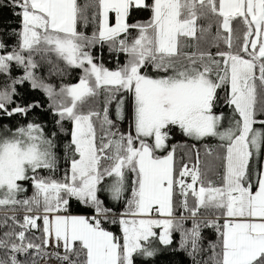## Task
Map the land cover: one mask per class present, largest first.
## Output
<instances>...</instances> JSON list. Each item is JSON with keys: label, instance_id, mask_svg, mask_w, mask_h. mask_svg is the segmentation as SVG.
I'll list each match as a JSON object with an SVG mask.
<instances>
[{"label": "trees", "instance_id": "obj_1", "mask_svg": "<svg viewBox=\"0 0 264 264\" xmlns=\"http://www.w3.org/2000/svg\"><path fill=\"white\" fill-rule=\"evenodd\" d=\"M27 1L0 0V53L10 55L0 66V130L10 132L11 140L18 130L34 126L41 131V137L45 138L47 148L51 150V162L30 170L31 174L19 180L24 190L19 192L17 199L0 205V264H40L47 256L62 264H86L85 249L79 241H72L62 249H50L44 241L40 217L32 225L26 216L17 212L39 209L31 206L38 200L31 198L34 178L60 183L68 181L69 164L78 158L79 153L71 138L72 118L60 117L53 101L61 99L64 105L68 104L70 98L67 86L81 78L91 80L94 74L104 70L117 72L123 77L132 69L127 76L129 84L126 89L120 83L97 85L87 81L91 85L89 89L93 91L91 97H94V103L102 112L101 117L104 115L107 120L105 124L102 122V132L108 137L115 132L120 134L130 131L133 87L144 88L145 94L149 90L154 94H166L167 90L156 79L187 68L203 74L212 83L209 113L235 116L239 125V114L228 96L226 58L242 57L256 62L250 74V84L255 85V91L259 94L252 108L255 120L252 121V130L259 132L260 149L257 151L258 148H249L247 145L250 154L241 176L244 185L255 189L264 136V55L256 57L251 50L250 37L254 28L249 18L240 14L223 16L217 8L218 0H178L179 20L190 19L194 23V34L179 35L176 52L166 55L154 48L151 0H144L140 6L130 5L126 13L125 30L111 39L98 37L100 0H74L73 32L82 50L90 55V63L81 66L72 64L49 47L55 37L48 33L50 28L47 25L40 28V24L35 26V22L34 36L38 40L30 47L21 45L23 11L39 18V12L30 7ZM226 19L228 24L224 26ZM189 94L179 90L177 99L183 98L182 103L168 106L166 113L170 115V121L166 120L161 129L164 144L153 156L160 157L172 152L175 176L183 165L192 166L197 171L200 186L217 187L223 182L230 141H221L211 135L194 137L183 129L184 123L190 120L197 124L204 116L200 96L194 94V97L184 98ZM172 109H175L174 113L169 114ZM7 139L5 137L4 142ZM111 153L114 155L113 151ZM185 160L188 162L185 163ZM104 163L107 162L103 157L99 166L100 178L94 187L96 206L101 211L115 213L131 208L132 195L127 185V193L123 198H114L109 192L96 189L97 184L104 185L107 174L113 172L112 165ZM59 193L63 205L72 214L87 213L94 209V205L72 194L64 192L65 195L61 190ZM190 197L194 198L190 192L180 193L175 188L171 211L178 216L197 215V219L179 218L171 221L166 228L169 237L167 242L159 239L158 230L154 228V232L141 239L138 248L129 254V264H223V220L220 217L225 212H219L218 204H197V200ZM99 226L109 231L121 244V228L116 218L102 219ZM263 261L264 252L248 264H262ZM117 264H125V256H121Z\"/></svg>", "mask_w": 264, "mask_h": 264}, {"label": "rangeland", "instance_id": "obj_2", "mask_svg": "<svg viewBox=\"0 0 264 264\" xmlns=\"http://www.w3.org/2000/svg\"><path fill=\"white\" fill-rule=\"evenodd\" d=\"M68 2L69 0H66V5ZM143 3L144 0H100L98 37L111 39L124 31L129 6H140ZM151 8V19L155 27V51L166 55L175 53L178 36H192L194 23L190 19L179 20L178 0H151ZM217 8L225 17L240 14L249 18L254 28L253 35L250 37L251 50L256 53V48L260 45L259 50H262L263 53H258L255 56L264 55V0H218ZM61 11V16H56V22L60 21L57 28L48 25V19L43 16L41 11L38 13L40 20L23 11L21 45L30 47L38 40L34 36L33 25L35 22V26L40 24V28L47 25L50 28L48 33L55 37V40L49 44L51 49L62 54L72 64L81 66L89 64L90 55L82 50L78 37L74 35L73 18H67L68 14L66 15L64 9ZM227 24L228 19L223 22L224 26ZM9 56V54L0 53V66L5 63ZM226 63L229 77L228 96L239 114V125L235 116L209 113V90L212 83L203 74L195 72L194 69H182L170 76L155 78L156 82L164 86V90H167L166 94L164 92L154 94L150 90L145 94L144 88L133 87L129 117L130 131H124L120 134L115 132L108 137L102 132V122L105 124L107 120L104 115L101 117L102 112L94 103V97H91L93 91L89 87L91 81L97 85L98 83L116 84L114 74L104 70L100 74H94L91 80L81 78L78 82L67 86L66 91L70 98L68 104L64 105L60 99L53 101V106L59 111L60 117L70 116L72 118L71 138L79 156L70 162L68 181L65 183L40 178L32 180L33 196L31 198L35 201L38 200L33 202L31 206L39 209H33L36 212L33 218H27V221L33 225L36 219L40 217L47 247L62 249L76 240L85 249L86 264H117L121 256H125V264H129V250L132 251L133 245L138 243L140 239L149 233L152 234L154 226L157 225V229L162 230V234H160L162 240H169L166 228L171 221L179 218L197 219V215L182 214L181 217H178L172 213L171 209L170 212L162 213L156 210L145 211L160 205V202L156 200V195L161 192L160 187L163 178V190L166 191L170 188L167 166L172 159L168 156L160 158L153 156V153L160 151L164 144L161 138V128L159 129L155 125L157 120L155 116L159 111L161 115L158 118L159 122L164 125L166 120L170 121L168 119L170 115L166 111L172 103L167 104L166 99L169 96L173 98L176 105L181 104L183 98L177 99V92L181 90L182 93H190L184 98L194 97V94L200 96L199 102L201 103L202 115H204L201 118L204 123H200V130L190 122L184 123L183 129L194 137L211 135L221 141H230L226 151V186L230 187V191L233 192L231 194L232 203L240 202L250 209L248 214L251 215V225L248 233H245L241 238L231 240L230 249L233 250L228 253L224 264H246L248 260L252 261L264 252V218L262 217L264 193L263 195L257 193L249 198L247 195L242 196L236 187V174H239L236 165H239L241 160L240 148H247V145L249 148H258L259 132L252 130V121H255L252 117V108L259 94L255 91V85L252 83L251 86L250 84V74L256 62L242 57H233L226 58ZM131 71L132 69L129 70L128 75ZM127 76H117V81H120L119 83L125 89L129 84ZM140 86L144 85L140 84ZM145 86L147 87V85ZM174 110H170L169 114H173ZM10 134V132L0 130V205L14 202L17 199L19 192L24 190L19 185V180L26 177L27 174H31L32 171L30 170L41 165H48L51 162V150L47 148L48 144L45 138L41 137L40 130L34 126L26 130H18L11 140ZM5 137L9 139L4 142ZM106 144L108 146L104 149ZM262 148H264V136ZM117 150L120 151L119 155H117ZM107 154L110 155V158L106 160V164L112 165L113 172L107 174L106 183L104 185L97 184L96 189L105 190L114 198L118 196L123 198L127 193V185L132 195L131 208L117 213L121 214V217L107 216L116 218L120 224L122 237L120 245L109 231L99 226L96 216L90 219L83 216L70 217L75 215H70L66 206H62L63 198L60 197L59 193L60 190L63 193L67 192V194H72L85 203L94 205L93 212L95 213H107L96 206L97 200L94 197L96 180L100 178L101 174L100 162ZM169 155L172 156L173 153L169 152ZM197 160L200 161V159ZM186 162L188 161L185 160ZM189 175L187 182L192 186V173ZM238 179L237 184L244 187L241 176ZM182 181H180L181 184H184ZM181 192L186 194V188ZM209 198L212 199V197ZM207 202L212 204L211 201ZM62 209L68 211L66 215L54 214L61 213ZM131 209L137 212H128ZM191 213L195 214L192 210ZM126 214L129 216L126 217ZM227 215L229 214H224L220 218L224 220ZM148 229L152 230L149 232ZM54 252L57 253V251ZM230 253L231 257L229 258ZM40 264L62 263L47 256L41 260Z\"/></svg>", "mask_w": 264, "mask_h": 264}, {"label": "crops", "instance_id": "obj_3", "mask_svg": "<svg viewBox=\"0 0 264 264\" xmlns=\"http://www.w3.org/2000/svg\"><path fill=\"white\" fill-rule=\"evenodd\" d=\"M28 5L30 7H32L33 9L37 10L38 12L41 11L48 19V25H51V27L53 28H57L59 25L60 21L56 22V16L59 15L61 16L62 13V9H64L66 11V15L68 14L67 18L69 17V19L73 18V30H74V0H69V2L66 5V0H52L51 2L48 0H28ZM67 23V22H66ZM70 26V23H69ZM260 45L257 46V52L255 53L256 55L258 53L262 54L263 51L259 50ZM238 59V58H237ZM252 62V61H251ZM253 63V62H252ZM245 75V74H244ZM231 102V100H230ZM233 104V102H231ZM160 113L159 111L157 112L155 117H160ZM156 126L159 127V129L163 127V123L159 122V119L156 120L155 123ZM157 127V128H158ZM162 138V135H161ZM163 141V139H162ZM163 143V142H162ZM241 149V160L239 162V165H236L237 170H239V174H236V187L238 189V191L241 193L242 196L247 195L249 198L256 195L257 193H259V195H263L264 193V176H263V167H264V148L262 149V154H261V161H260V171H259V175H258V179H257V183H256V187L255 189L251 190L249 189V187L247 185H244V187H240L237 184V180H239L238 178H240V176H242L245 166H246V162L248 160V155L250 154V151L248 150V148H240ZM260 148L257 149V151H259ZM168 156L169 158L172 159L171 162H169L167 168H168V180L170 181V188L167 189L166 191L163 190V186H164V178L161 180V192H159L156 197H157V201L160 202V205H158L157 208H152L151 209H147L145 210L146 212L150 211V210H156L159 212H170V201H172L173 198V191L176 188L177 192L183 193L181 192V190L185 189L187 190V192H190L192 194V196H194L195 200H197V204L201 203V202H207V201H211L212 204H218L220 211L222 212L224 211V214H229V213H236L235 215L240 217L239 219H237L234 223V225L232 227H227L223 221V225H222V236H223V245H224V255L225 258L223 256V264L224 262L227 260V255L230 252V242L232 239L234 238H241L245 233H248L249 227H250V223H251V218L248 213H250V209H248L246 207V205H242L240 204V202H235L232 203L231 202V194L233 192L230 191V187L228 188L226 186V178H227V173L226 170L224 172V178H223V182L217 186V187H208V186H200L199 182H198V174L197 171L194 167H188V165H183L182 167H180V172L178 175L175 176V167L173 165V155L170 156L169 152L165 155H162L160 157H166ZM160 157H155V158H160ZM227 163V162H226ZM226 168V167H225ZM191 171V172H190ZM177 172V173H178ZM192 173V186L189 185V183L187 182L189 180V174ZM181 180L182 183L181 184ZM179 189V190H178ZM209 197H212L209 198ZM193 198V197H192ZM193 198V200H194ZM244 203V202H243ZM236 204V205H235ZM64 206V205H62ZM134 208V207H133ZM133 209H131L128 212H137V211H132ZM141 212V211H139ZM70 215H75V216H70V217H78L81 216L79 214H72L69 213ZM175 214V213H174ZM262 217L264 218V207H263V214ZM157 225L154 226V228L157 229ZM154 228H153V232H154ZM152 229H148V231L150 232ZM158 230V234H159V239L162 240L160 234H162V230H160L159 228ZM151 233H149L148 235H150ZM147 235V236H148ZM146 237V236H145ZM144 237V238H145ZM143 239V238H142ZM228 239V241H227ZM141 240V239H140ZM163 242H167L168 240H162ZM139 246V242L133 245V250L138 248ZM132 251L129 250V254ZM226 252V254H225ZM129 257V256H128ZM231 257V253L229 258ZM250 260L247 261L246 264L249 263Z\"/></svg>", "mask_w": 264, "mask_h": 264}, {"label": "built area", "instance_id": "obj_4", "mask_svg": "<svg viewBox=\"0 0 264 264\" xmlns=\"http://www.w3.org/2000/svg\"><path fill=\"white\" fill-rule=\"evenodd\" d=\"M106 160L109 159V155H105L104 156ZM67 210L65 209H62V212L61 213H54L55 215H66L67 214ZM17 213L19 214H23L24 216H26L27 218H33L35 215H36V212L33 211V210H23V211H18ZM102 212H93V210L91 212H87V213H82L80 214L81 216L85 217L86 219H90L92 218L93 216H96V221L100 222L102 219H105V218H111V217H117V216H120L121 217V214H117L119 212H107L105 214H101ZM111 216V217H107V216ZM129 214H126V217H128ZM178 217H181V216H178ZM240 217L234 215L233 213H229V215L226 216V218L224 219V223L227 227H232L235 223V221L237 219H239Z\"/></svg>", "mask_w": 264, "mask_h": 264}, {"label": "flooded vegetation", "instance_id": "obj_5", "mask_svg": "<svg viewBox=\"0 0 264 264\" xmlns=\"http://www.w3.org/2000/svg\"><path fill=\"white\" fill-rule=\"evenodd\" d=\"M111 72V71H110ZM112 74H114V76H115V83L116 84H118L120 81H117V79H118V77L117 76H119V74L117 73V72H112ZM166 102H167V104H173L174 103V100H173V98L172 97H167V99H166ZM186 108H188V105H186ZM159 117H157V119H158ZM172 120V119H171ZM204 120H200L197 124H195L194 122H192V121H190L189 120V122L191 123V124H193V125H195L196 127H198V129L200 130V123L202 122V123H204L203 122Z\"/></svg>", "mask_w": 264, "mask_h": 264}, {"label": "water", "instance_id": "obj_6", "mask_svg": "<svg viewBox=\"0 0 264 264\" xmlns=\"http://www.w3.org/2000/svg\"><path fill=\"white\" fill-rule=\"evenodd\" d=\"M107 146H108V144H106V145L104 146V149L107 148Z\"/></svg>", "mask_w": 264, "mask_h": 264}]
</instances>
